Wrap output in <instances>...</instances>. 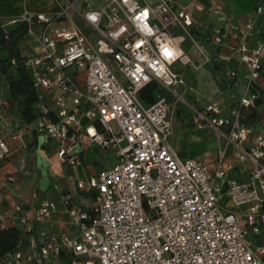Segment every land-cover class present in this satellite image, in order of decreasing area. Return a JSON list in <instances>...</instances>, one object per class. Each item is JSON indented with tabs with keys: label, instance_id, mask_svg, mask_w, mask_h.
<instances>
[{
	"label": "built area",
	"instance_id": "obj_1",
	"mask_svg": "<svg viewBox=\"0 0 264 264\" xmlns=\"http://www.w3.org/2000/svg\"><path fill=\"white\" fill-rule=\"evenodd\" d=\"M77 1L62 0L50 12L24 10L3 25H27L41 47L26 56L25 65L40 96L37 128L56 142L58 161L77 168L92 144L114 150L117 160L89 180L70 176L77 189L92 193L89 200L68 192L59 201L40 200L33 211L12 212L29 234L28 249L2 258L10 264H48L62 255L70 260L59 264H263L264 245L250 238L264 228V129L244 110L258 98L250 85L264 69V28L252 47L254 23L238 29L215 7L227 21L216 30L215 45L232 35L238 44L231 54L218 50L212 56L193 37L186 6L103 0L80 12ZM255 10L264 14V0ZM188 39L203 63L215 58L225 65L226 84L238 78V69L229 66L235 56L248 71V86L228 113L215 102L190 106V122L217 136L213 163L181 158L170 146L183 94L174 92L173 103L161 93L153 103L140 96L154 81L168 89L184 85L181 73L171 69L176 62L200 67L182 49ZM10 152L0 133V164ZM241 171L246 179L238 178ZM57 213L65 217L56 220Z\"/></svg>",
	"mask_w": 264,
	"mask_h": 264
},
{
	"label": "crops",
	"instance_id": "obj_2",
	"mask_svg": "<svg viewBox=\"0 0 264 264\" xmlns=\"http://www.w3.org/2000/svg\"><path fill=\"white\" fill-rule=\"evenodd\" d=\"M167 1L175 9L188 7L187 9L193 15V23L189 29L202 48L212 56H215L218 50L231 54L238 44V38L232 35L228 38L227 43H224L222 46L218 47L215 45L214 36L216 30L224 28L227 23L226 20L221 19L214 13V8L217 6L223 9L232 24L238 29L245 28L249 22L254 23V31L250 40L252 47L257 46L263 39L264 14L258 15L255 10L258 0ZM51 9L53 8L50 4L37 1L0 0V20L4 23L7 18L17 16L24 10L50 12L52 11ZM4 27L5 29L12 30L15 26L6 24ZM189 43L190 47L185 52L192 56L196 64L203 63V57L195 49L190 40ZM19 48L25 57L41 51L38 42L28 34L20 41ZM199 65L200 67L197 70L189 67L191 69H188V74L192 76L199 86H203L202 82L207 80V85L204 87L208 88L207 95L205 96L207 99L209 98V102L205 105L214 102L218 103L224 108V112L228 113L231 108L239 104L248 86V71L246 66L239 63L238 57L235 56V59L229 66L238 69V78L234 83L229 85L223 80L225 70L223 63L214 58L211 61L205 62V65ZM201 70L202 72L199 73ZM250 89L258 94L254 107L246 109L252 110L256 114L250 122L264 129V69L261 78L252 83ZM155 95L157 96V94ZM181 111V107L178 106L174 124L177 123L176 121L182 113ZM197 129L213 132L210 129ZM0 133L7 138L11 149L10 154L0 164V215H4L3 223L6 227L18 226L10 217L12 212L17 210L33 211L38 206L40 200L49 198L59 201L62 194L68 192L76 194L83 201L92 198L91 192L77 189L70 176H73L74 179L86 181L100 172L95 169V157L93 155V150L98 145L92 144L80 154L81 164L77 168L61 164L57 157L56 142L37 128V121L26 123L22 119L20 109L12 102L11 92L6 86L5 77L2 74H0ZM173 133L169 140L170 146L179 157L187 155L186 151L181 148L180 140H174ZM217 150L218 141L215 153L208 157V161L211 163L217 158ZM188 157L190 156H183L181 158ZM55 163L56 167L53 166ZM35 165H42L45 168H35ZM31 166H34L33 170L30 169ZM9 176H15V181H8ZM237 176L238 178L246 179L248 174L246 171H241ZM34 193H37V198L33 197ZM63 217H65L63 214L57 213L54 218L61 220ZM55 227L60 226L56 224ZM38 228L36 226L35 231ZM28 239L29 234L24 232L19 245L22 251L28 249ZM250 240L254 244L264 245V228L260 235L253 236ZM69 260L67 255H62L61 258L48 264L68 263ZM0 264L10 263L1 258Z\"/></svg>",
	"mask_w": 264,
	"mask_h": 264
},
{
	"label": "rangeland",
	"instance_id": "obj_3",
	"mask_svg": "<svg viewBox=\"0 0 264 264\" xmlns=\"http://www.w3.org/2000/svg\"><path fill=\"white\" fill-rule=\"evenodd\" d=\"M22 1H37L42 2L45 4H50L53 9L52 11H55L59 9L62 5V0H22ZM103 0H79L76 3V8L81 12L85 11L90 6H99L102 4ZM75 16H79L78 13H75ZM78 23H81V19L78 17ZM7 31H10L6 29ZM190 47L189 40H187L185 43L182 44V49L185 51L188 50ZM5 53V48L0 45V54ZM196 64V63H195ZM204 64L205 63H199ZM197 64V66H200ZM189 67H192L194 70H197L199 68H196L195 65H184L181 62H176L171 69L181 73L185 80V84L178 85V86H172L171 89H168L166 87H163L159 83H157L158 88L156 91V94L161 93L164 94L170 102H174L177 98V94H183V97L186 102H178L177 105L181 107L182 113L179 115V118L177 119V123L174 124V133L173 138L174 140L178 139L181 143L182 150L186 151L187 155H181L183 156H190V157H198L204 160H208V157L215 153L217 148V136L214 132H211L209 130H198L195 128V126L190 122V112L192 107H202L206 103L209 102V98L205 95H207L208 88L204 87L207 85V80H204L202 82L203 86L197 85V83L194 81L192 76H189L188 69H191ZM202 70L199 72L201 73ZM192 78V79H191ZM199 84V83H198ZM93 155L95 157V169L97 171H101L109 166H111L115 160L117 159V154L112 149H104L101 146L95 147L93 150ZM60 165V164H59ZM36 166V165H35ZM56 167V163L53 165ZM45 168V166H36L35 168ZM34 166L30 167V169L33 170ZM47 168V167H46ZM55 169V168H54ZM42 171V170H39Z\"/></svg>",
	"mask_w": 264,
	"mask_h": 264
},
{
	"label": "trees",
	"instance_id": "obj_4",
	"mask_svg": "<svg viewBox=\"0 0 264 264\" xmlns=\"http://www.w3.org/2000/svg\"><path fill=\"white\" fill-rule=\"evenodd\" d=\"M27 25L19 24L7 31L0 20V45L5 53L0 54V74L5 77L6 86L11 92L12 102L20 109L26 123L36 121L41 116L39 91L34 86L31 72L25 65L19 43L27 35ZM14 60V62H13ZM157 82H151L140 93L146 103H153L156 97ZM249 121L256 116L254 111L244 110ZM55 119L53 115H49ZM23 230L18 226L0 228V258L15 252L22 239Z\"/></svg>",
	"mask_w": 264,
	"mask_h": 264
}]
</instances>
